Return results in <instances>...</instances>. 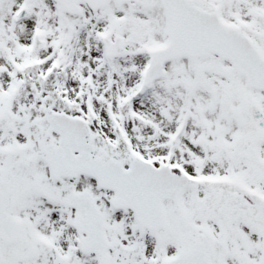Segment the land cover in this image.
Wrapping results in <instances>:
<instances>
[{
    "label": "snow or ice",
    "instance_id": "obj_1",
    "mask_svg": "<svg viewBox=\"0 0 264 264\" xmlns=\"http://www.w3.org/2000/svg\"><path fill=\"white\" fill-rule=\"evenodd\" d=\"M0 264H264V0H0Z\"/></svg>",
    "mask_w": 264,
    "mask_h": 264
}]
</instances>
